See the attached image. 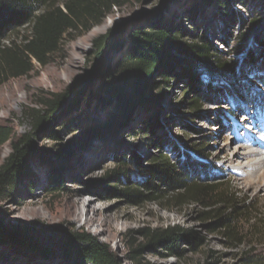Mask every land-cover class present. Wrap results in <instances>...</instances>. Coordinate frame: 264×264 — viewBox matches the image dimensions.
<instances>
[{
  "label": "rangeland",
  "instance_id": "obj_1",
  "mask_svg": "<svg viewBox=\"0 0 264 264\" xmlns=\"http://www.w3.org/2000/svg\"><path fill=\"white\" fill-rule=\"evenodd\" d=\"M196 2L199 0H122L91 30L77 33L73 39L67 36L47 64L34 61V69L21 77L4 79L0 74V125L13 131L11 139L0 147V168L15 144L32 131L30 120L24 117L26 108L40 107L41 99L75 87L81 90L77 95L82 100L76 110L66 111L54 125L58 139L42 134L33 137L45 154L29 158L27 176L10 194L0 197L3 229L12 232L31 227L24 240L41 248L37 256L29 258L24 245L3 239L0 251L9 261L64 264L56 233L65 230L92 234L110 245L122 264H131L126 257L127 244L132 237L141 240L134 231L180 225L205 237L200 250L180 259L148 252L142 264H239L245 251H252L264 262V167L250 174L242 164L247 159L234 158L243 141L261 138L264 142V0H219L197 7L196 15H191L189 8ZM160 16L174 25L181 24L186 31L197 28L204 33L223 52L222 60L229 68L201 70L200 79L210 88L198 92H185L184 80H178L157 99L158 92L150 89L146 102L135 107L124 127L114 133L89 135L86 126L103 121L110 110L96 98L86 103L97 83L92 75L97 61L95 39L114 34L112 40L117 45L111 48L108 62L115 69L130 45L131 29ZM29 34V27L22 26L11 34V40L20 43ZM258 41L262 46L258 47ZM196 95L202 97L201 107L194 111L188 102ZM152 107L159 110L160 125L154 133L142 134L141 122ZM255 125L258 128L254 129ZM69 148L71 153L62 159L60 155ZM133 151L140 154L142 165L152 153L166 154L177 170H182L181 163L189 164V177H201L232 194L238 207L234 228L244 241L227 238L216 220L201 219L207 210L201 204L175 205L173 193L164 186H160L164 197L138 204L106 192L97 181L116 167V157L125 156L129 161ZM125 169L132 180H144L136 165L129 163ZM89 203L86 216L81 215L82 206Z\"/></svg>",
  "mask_w": 264,
  "mask_h": 264
},
{
  "label": "trees",
  "instance_id": "obj_2",
  "mask_svg": "<svg viewBox=\"0 0 264 264\" xmlns=\"http://www.w3.org/2000/svg\"><path fill=\"white\" fill-rule=\"evenodd\" d=\"M122 0H0V74L5 78L28 75L34 69V61L40 65L49 62L67 36L71 39L77 33L87 32L108 14L112 7L120 5ZM219 0H199L189 8L191 15H196L197 7L210 5ZM229 3L230 0H224ZM22 26H28L30 34L20 43L11 40V34ZM186 31L181 24L174 25L160 17H155L128 33L129 47L115 69L109 67L108 54L113 42L112 32L102 34L95 39L97 56L96 67L92 72L97 80L90 95L89 103L96 98L104 107H109L106 118L99 123L86 126L89 135L114 133L130 120L136 106L147 100L150 89L158 92L157 98L171 90L178 80H184V91L198 92L210 85L200 79L201 70L210 66L227 69L229 64L222 60L223 52L213 46L204 33ZM5 41H9L8 44ZM227 44V40L224 41ZM258 47L262 41H258ZM81 91V90H80ZM77 87L64 92L51 94L40 100V107L26 108L24 117L30 120L32 131L29 137L17 142L13 152L0 168V197L16 189L21 179L29 173V158L44 155L43 149L37 148L33 137L39 134L52 140L58 139L55 124L59 123L65 112L77 109L80 101ZM74 94V96L72 95ZM201 96H192L189 107L197 110L201 107ZM85 100V101H86ZM154 106V104L152 105ZM140 133H154L160 125L159 110L154 107L141 122ZM12 129L0 125V147L11 139ZM86 133V134H87ZM156 145H151V147ZM72 151L69 148L64 159ZM112 170L106 171L99 181L106 192L128 199L133 204L164 197L160 186L172 192L171 200L175 205L201 204L207 208L201 219H214L222 233L232 241L242 243L234 228V213L237 205L232 194L219 190L218 184H208L201 177L192 178L187 164L181 163L177 170L166 154H150L147 164L142 165L139 153L132 152L129 161L125 156L116 157ZM129 163L136 165L142 181H134L125 169ZM189 171V172H188ZM57 183L58 176L54 177ZM134 181V182H133ZM62 188V187H59ZM55 189V188H53ZM51 189V190H53ZM151 193H144L150 191ZM232 208V209H231ZM231 209V211H228ZM236 210V211H235ZM32 230L23 226L16 231L3 229L0 218V242L11 238L16 244L24 245L30 257L37 256L41 248L34 241H25V234ZM138 238L132 237L128 244L127 260L131 264H142L143 256L148 252L161 257L182 258L188 252H197L205 243V237L194 229L180 225L164 228H143L134 231ZM57 244L62 250L64 264H122L117 253L110 245L98 241L85 231L59 230ZM10 236V237H9ZM252 250V249H251ZM44 252H46L44 250ZM0 264H37L34 261L12 263L4 252L0 251ZM239 264H264L252 251H245Z\"/></svg>",
  "mask_w": 264,
  "mask_h": 264
},
{
  "label": "bare ground",
  "instance_id": "obj_3",
  "mask_svg": "<svg viewBox=\"0 0 264 264\" xmlns=\"http://www.w3.org/2000/svg\"><path fill=\"white\" fill-rule=\"evenodd\" d=\"M255 128H258V126L255 125L254 129ZM260 139L261 138H254L250 139L249 141H243L242 145L237 146L234 154V158L237 160L247 159V161L242 164H244L243 166L246 168L245 170L249 171L250 174H254V172L258 170V168H261L262 166L264 167V142ZM77 202L79 203V201ZM89 205L90 203L87 204V206H82V212L80 213L81 215L86 216ZM85 219L88 220L87 217H85Z\"/></svg>",
  "mask_w": 264,
  "mask_h": 264
}]
</instances>
